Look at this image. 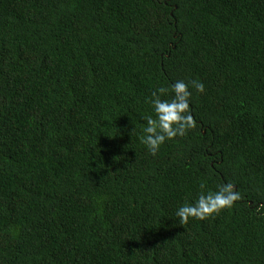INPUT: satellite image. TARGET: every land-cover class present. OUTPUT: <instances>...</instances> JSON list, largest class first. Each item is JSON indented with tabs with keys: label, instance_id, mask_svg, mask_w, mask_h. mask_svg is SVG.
<instances>
[{
	"label": "trees",
	"instance_id": "trees-1",
	"mask_svg": "<svg viewBox=\"0 0 264 264\" xmlns=\"http://www.w3.org/2000/svg\"><path fill=\"white\" fill-rule=\"evenodd\" d=\"M178 79L195 127L152 156ZM0 264H264V0H0Z\"/></svg>",
	"mask_w": 264,
	"mask_h": 264
},
{
	"label": "clouds",
	"instance_id": "clouds-1",
	"mask_svg": "<svg viewBox=\"0 0 264 264\" xmlns=\"http://www.w3.org/2000/svg\"><path fill=\"white\" fill-rule=\"evenodd\" d=\"M190 87L199 94L205 92L203 82H186L184 79L175 80L170 85V99L162 98L169 93L167 87H160L152 92L149 102L155 116L145 117L147 127L139 136L141 143L152 156H155L166 142L184 137L195 127L196 121L191 106L193 92ZM206 187L202 183L197 198L193 202H184L175 210V216L181 224H187L191 219L206 220L226 208H232L240 198L239 192L235 190L236 186L231 182L218 185L214 191H205Z\"/></svg>",
	"mask_w": 264,
	"mask_h": 264
}]
</instances>
